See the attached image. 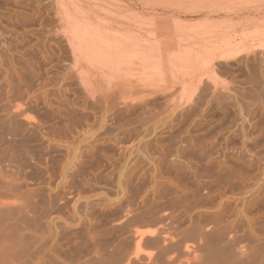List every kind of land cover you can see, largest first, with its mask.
Returning <instances> with one entry per match:
<instances>
[{
    "label": "rangeland",
    "instance_id": "374dc122",
    "mask_svg": "<svg viewBox=\"0 0 264 264\" xmlns=\"http://www.w3.org/2000/svg\"><path fill=\"white\" fill-rule=\"evenodd\" d=\"M56 1L55 0H8V1L0 0V15H1L0 16V23H1L0 24V51H1L0 54L2 55L5 53V51H7L8 53L13 54L14 58L15 59L17 58L19 60L18 62H21L22 64H24V68H26V66L27 68H29V70L26 71L27 74L25 75L26 81L24 83L26 84L24 85H26V87L24 86L21 89L22 90L21 94L23 90L25 89V91L23 92V97L25 96L24 100H22L23 98L19 97L18 94L10 93V97L8 98L9 99L8 102L10 103L8 104L13 103L14 105L11 104V106L9 107L11 108L16 105L15 108L13 107L14 109L12 108L11 110L22 108V110H25V113L29 115V117H31L30 119H33L32 120L33 122H35L34 120H36L35 123L39 122L38 124H42V123L46 124L44 119L47 118L45 119L46 122L50 121V123L52 122L51 124L53 123L57 124V126H59V129H61V132H62L61 136L48 137V138L44 137V139L42 137V139L40 138V141H39V138H37L38 143L36 141L37 139L30 142V146H31V143L33 146L34 143L36 142L38 147L40 146V144L43 145V142H44L45 146L43 145V147L45 148V151L47 148L46 153L48 154V156L46 158H48L47 159L48 161L47 160L46 161H47V168H50V169H48L49 172L47 173V175L48 174L49 175L46 176L47 177L46 182H49V183L48 184L45 183V185L42 186V188L46 189V190L43 189L44 195L45 194L46 195L45 196L42 195L44 197L41 196L39 200V204L43 202L40 205L41 206L40 209H42V212H40V209H39V212L40 214L45 213L44 217L45 216L46 217L42 218L41 215L43 214L39 215L42 218L40 219V225H41L40 227H42V223H43L45 225V226L43 225L44 227H42L44 229L41 228L43 232L45 230L48 231L49 229V231L55 234L56 233L58 234L56 235L58 237L57 243L59 245L58 244L57 245L59 247L56 246L57 247L56 249H58L56 250V253L59 251L57 253V256L59 257L60 261L62 260L61 262L62 263L64 262V264H83V262L85 264H97V263L101 264V257L105 259L109 258L111 254L113 255L115 254L114 252L117 251L116 254H118L119 256L121 254L122 257L134 253L133 255L137 254L138 258H140L141 261L143 260L144 262L145 261L147 262V260L151 258L152 263L156 262L159 258L158 253L153 254V252H155L156 250H154L149 244L145 242L141 243V246L137 249L134 243H132L129 240V236L131 235L132 231L135 228L139 229V231L141 230V232L145 231L144 233H148V231H152L151 230L152 228L147 227V224L152 219L150 217L152 199H153V202L159 201L157 199V194L159 192H164V193L167 192V194L168 193L172 194L173 192H177V194H179L177 197L183 196L184 194L189 195L188 201H185L184 204L173 203L175 204L176 212H177L175 214L177 216H181L179 217V221L182 218H185L183 215L184 214L183 210L185 208L187 209L189 207H192L191 205H194V204L196 205V203H198V206H199L198 210L202 212L203 217L201 216L199 219L202 225H205V223L207 224L208 214H210L211 212L215 213L217 211L221 212L224 209L227 210V211L224 210V212H229V217L231 216L229 218L230 220H232L231 218L233 217L234 222L242 221L241 218L243 219V221L246 220L248 212H251L254 214L258 213L259 216L256 215L257 217L251 214V217H254L255 219L258 218L257 220H258V223L260 224V225L257 224L255 228L253 229L256 230L255 233H259L261 235V238L263 237L262 242H264L263 240L264 239V210H263L264 206L262 205L264 204V165H263L264 164V94H263L264 92V0H232L233 4L235 5L231 4L230 8L232 9V12L229 13V16H223L222 14L210 16V19L211 18L215 19L214 20L215 25H216V22L222 21L223 17L233 18L234 21L236 22L240 19L241 22L239 21L237 23L243 24V27L246 26L241 29L245 30L247 28L246 30L247 35L244 38L245 40V43H243L244 47H241L242 49L240 51L238 50L240 53L238 51L237 52L235 51L236 53L233 52V54H231L232 57H230V55L226 57V59L229 57L228 60L221 58L222 60L221 59L215 60L216 62L215 61H212V62L202 61V63L198 65L191 64L189 66L188 64H186V66L184 65L182 67H179L174 63L177 62L176 58L184 54L183 52L184 47L187 46L185 49L190 48V47L192 48V46L197 43L196 41L197 37L196 35L194 36L193 34L194 33L198 34V33L192 32L193 34H191L190 32L192 30H190L191 28L189 26L193 25L192 24L193 22L195 24L198 20L202 21V19L204 20V18L206 19L207 17L206 16L204 17L203 14H198L200 17H198V15H190L188 17H183V13L181 12L173 15V18L177 16L178 20L183 21V23L186 22L185 26L190 28V29L188 28V30H190L189 33L191 35L188 33V30L186 31V27H184V29H182L181 30L182 32L180 33L183 35L185 34V36L188 37L187 41H185L182 45L176 47V48H179L177 49L179 52L175 50L176 49L175 48L174 50H172L173 53L170 52L171 53V54L169 53L170 55L167 54V56H165L164 60L166 62L171 60V63H173V66L171 67L167 66V69L165 70L166 72V77L164 80L166 81V83L164 82L165 86L163 85L164 87L162 86L161 90L156 94L149 93L145 97L143 96L144 97L143 99H140L141 98L140 96L134 99L128 98V101H127L125 100V98L127 97H123V100H124L123 101V100H120L119 98L122 95L118 97V93L116 92L117 89L116 90L113 89L116 86L115 87L114 85L111 86V84H114V82L112 81L109 88L110 87H113V88H112V91L110 90L111 88L110 89L108 88V93L110 92L111 94L115 90L114 92L115 96L113 98L114 93L111 94L110 95L111 97L110 96L108 97L109 101L107 100L108 101L107 103L105 101V104L103 102L104 100L102 101V98H101L102 96H100L97 88L96 90H94V92L96 91V93L94 94L92 93L91 95L88 94L89 96L86 95L83 91H81L82 89L80 88L82 87H80V84L77 82L78 80L76 79V76H75L76 69L74 70L73 68L74 66H71L73 65V63L68 62V61H71L70 60L71 56L68 55L70 51L64 50V47L66 46L65 39L69 35V32L65 29L66 23H65L64 18H63L64 19L63 21L62 16L63 17L66 16L64 13L65 8L69 9L73 7L74 0L73 2L72 0H60V1L56 0ZM77 1L75 0L76 4H77ZM121 1L123 3L126 2L124 0H121ZM121 1L119 3H122ZM218 1L223 2L222 0H218ZM59 4L61 5V8ZM65 5L66 7L64 8ZM57 7H59L62 10H60ZM55 8L57 10H55ZM141 8L143 9L144 7H140L139 12L142 10ZM143 10L145 12H149L148 10H145V9ZM57 11L59 12L60 16H58L59 14H56L58 13ZM234 11L236 12L234 13ZM17 12L20 15L17 14ZM2 13L4 15H2ZM17 15H19L18 18H20L18 20H17ZM151 15H154V14L151 13ZM155 15L157 16V14ZM57 16L60 18H58ZM168 16L171 17L172 14L169 13ZM14 17L17 21L14 19ZM22 17L23 19L25 18L26 20H23ZM245 17L247 18L246 21H245ZM3 22H6V23H3ZM20 22L24 24L23 25L19 24ZM59 22H60V25H58ZM61 23H63L62 26H64V28L63 27L60 28ZM173 23L174 22H172V25ZM131 27L133 28V25H131ZM210 27L212 26L200 27V32H202V30L205 28L203 32L204 33L206 32L205 34L209 33L207 34L209 35L207 38L210 37V34L213 35L212 31L214 30V28L210 32L207 31L208 29L209 30L211 29ZM63 29L65 30V34H64ZM198 29L199 28H197V31ZM56 30L58 32H61L63 30V33H58ZM175 30H176V27H175ZM183 30H185V32ZM215 31L216 33L214 34H217L219 32L218 29H215L213 32ZM43 32L45 34H43ZM203 32L199 33V35L203 34V36H205ZM31 35H33L34 37H32ZM48 35H51V36H48ZM61 35L62 37L64 36L63 39ZM191 36L192 38L194 36L196 39L194 38H193L194 40L190 39ZM25 38H26V41L28 40L27 42L30 43L29 47L31 46L30 47L31 49L29 47L27 48L28 46L27 42L26 44H24L25 41L23 40H25ZM30 39L31 41H29ZM20 40L24 43L20 42ZM49 42L51 43V45ZM1 43L3 45H1ZM191 44L193 45L191 46ZM21 45H23L22 47L23 49L21 48ZM55 45L57 47L58 45H60L59 48L62 50H60L59 48L57 49ZM61 46L63 48H61ZM181 46H182V50H181ZM30 51L32 53H30ZM58 51H59V54H58ZM177 52L179 53V56L177 55ZM174 54L175 56L177 55L176 57H174L175 59L173 58ZM234 54H236V56ZM181 56L179 58H181ZM179 58L178 60H180ZM21 60L22 61L24 60V61L22 62ZM12 65H14L15 67H13ZM12 65L11 66L14 68L13 70H16L17 68H19L18 67L19 65L17 63H14V64L12 63ZM2 67L3 66H1L0 69L4 68ZM260 71L262 72L261 74L259 73ZM116 80L115 82L117 83L119 82L120 84L121 80H118V81ZM74 82H77V83H74ZM1 91H3L4 95L8 94L4 90V88ZM12 94H14V96L17 98L15 97L13 98ZM43 94H46V97L45 95L43 96ZM95 94L96 96H93ZM28 95L30 96L32 95V96L30 97ZM90 96L92 97V99ZM95 97L101 100L98 102L97 99H95ZM15 99L16 100L18 99V100L16 101ZM19 104L20 105L22 104L23 106L21 105V108H19L20 106ZM32 107H34V110ZM37 108H40V109H37ZM67 112L69 113L67 114ZM91 113L94 114L95 117ZM99 115H101V117ZM37 117L38 118L40 117V118L38 119ZM60 117H62L63 119ZM97 117L100 119L103 117V120L102 119L100 120ZM87 118L89 119L88 121H87ZM62 120H65V121H62ZM64 123H66L65 125L68 127H66ZM62 130H64L65 133ZM96 137L99 138V140ZM41 140L43 142H41ZM37 146L36 144L34 145V147H37ZM55 150L56 151L58 150V151L56 152ZM77 157L79 160L77 159ZM232 158H233V161H232ZM60 167L61 168L63 167L62 168V170H64L63 173L60 171L61 169ZM186 171H190V172L187 173ZM212 171L214 172V174ZM215 172L217 175L215 174ZM227 172H229L230 174ZM30 173L34 175L32 176V178L36 177L35 176L36 174H34V172H29L30 178H31ZM60 173L62 174L60 175ZM231 173L234 175H232ZM193 174L196 178L193 176ZM64 175L67 177H65ZM223 175L224 176L226 175L227 177H224ZM128 177H130V179H128ZM117 180L118 181L120 180V181L118 182ZM140 180L141 182H139ZM172 181L174 182L172 183ZM182 181H183V185L181 183ZM195 181H197L198 183L197 182L195 183ZM159 182H162V183H159ZM130 183H132V185ZM251 183L252 184L254 183V185H252ZM238 184L243 187H240ZM40 187L41 186H39V188ZM198 188L200 190H198ZM163 189H165L166 191ZM202 189H205V190H202ZM171 190L173 192H170ZM183 191H184V194H183ZM211 193H214V194H211ZM229 193L230 195H227ZM249 193L250 194L252 193L251 194L252 196ZM243 194H244V197H243ZM47 195L50 198L51 202L53 203L52 204L53 209L51 210V214H47L49 213V211L46 209V204H44V202L46 203V201L49 199ZM241 195H242V198L240 197ZM245 195H249V196L246 197ZM53 196L55 198H53ZM236 196L239 198H237ZM207 197L209 199H207ZM89 202H91V205ZM189 202L191 203L190 206L188 205L190 204ZM258 202L262 206V208L261 206H259ZM85 203L87 204L88 207H86ZM251 203L252 204L254 203V204L252 205ZM43 204L45 206H43ZM42 206L45 207L46 211H44V208ZM170 206H171L170 208L173 209L174 205L172 206L171 204ZM253 206H255L256 209L258 208V211L252 212ZM70 209H71V213H69ZM166 209L168 208L163 209V211ZM114 210H117V211H114ZM84 215L86 219L84 218ZM68 219H70V221ZM93 219H96V220H93ZM56 221H57V224H56ZM173 226L178 227L176 223H173V225L170 227H173ZM166 228H167L166 230L168 231L164 233L165 235H169L168 233L173 232L172 231L173 229L169 228V226ZM170 229L172 232H170ZM244 233H246V235ZM244 233L239 231L235 235L237 237V238H234L236 240L235 243L238 244L239 242V244L242 245V242H243V245L248 244V246L255 248V243H252L251 239L249 240V238H252V236L249 234V231L247 230ZM95 239L97 242L95 241ZM86 240L88 241L86 242ZM222 242L220 241V243L218 242L215 244L216 247L221 248V249L216 248L215 249L216 251L214 250L215 257L221 256V255L225 256V253L226 255H228L229 253H232L236 250L235 248L237 247V245H235L234 243L230 244V243L224 242L226 244L223 245L221 244ZM217 244H220L221 246L220 245L217 246ZM193 245H191L193 249H196V245L195 246ZM233 245L236 246V247L235 246L233 247L234 250L231 247ZM224 246L228 248L227 251H226L227 248H224L222 250V247ZM92 249H94L95 253L93 252ZM261 249H262L261 254L263 255L264 245ZM220 250L222 251L220 252ZM193 251L189 255V258L188 257H181V259L178 258L179 260L177 259L178 261H175L176 262L175 264H197V263L203 264L205 260H207V257L205 256V254L207 253H205L204 251H202V253H200L199 251H194V252ZM218 251L219 253H217L218 255H216L215 253ZM197 253L199 255H197ZM203 254L205 256V260H204ZM84 255H85V258H84ZM152 255L155 257H153ZM86 256H87V259H86ZM97 256H100V257L97 258ZM192 257L197 258L195 259V262H194V258ZM257 258L259 259V257L255 256L254 260L251 259L252 261L250 260H249L250 262L248 261L249 263L248 262L246 263V260H243L242 264H251V263L261 264L262 262L260 261L258 262ZM261 258L260 260L263 261L262 264H264V255ZM158 261L160 262V259ZM159 262H156V263L158 264Z\"/></svg>",
    "mask_w": 264,
    "mask_h": 264
},
{
    "label": "bare ground",
    "instance_id": "6f19581e",
    "mask_svg": "<svg viewBox=\"0 0 264 264\" xmlns=\"http://www.w3.org/2000/svg\"><path fill=\"white\" fill-rule=\"evenodd\" d=\"M8 1V0H7ZM56 1V0H55ZM60 1V0H59ZM58 1V3H59ZM77 1V0H76ZM121 0H79L77 1V4L74 0L73 7L66 9L65 8V17L62 16V19H65V29L69 32V35L65 39L66 48L64 47V50L70 51L68 54L71 56L72 61H68L70 63H73L74 70L76 69V79L77 82L80 84V89L83 91L86 95H91L98 89V92L100 96H102V101L105 104L109 101L108 97L115 92L117 89L118 97L120 100H123V97L125 100L128 101V98L134 99L136 97H140V99H143L147 94H153L158 93L162 86L164 85V82L166 83L165 77L167 69V66L171 67L173 66V63H171V60L166 62L164 60L165 56L170 55L172 50H174L177 46L182 45L185 41H187L188 37L185 36V34H181V30L184 29L185 23L183 21L178 20V17L175 16L173 18V15L177 13H183V17H188L190 15H198L203 14L204 17L207 18L202 21H195L191 23L193 25H190L189 27H186V31L188 28L192 30L190 33L193 34L194 32H197L196 35L197 39L193 36L194 39H196L197 43L195 45L191 44L192 48H183L184 54L179 58V51L177 50V55L179 56L176 58V64L179 67L186 66L188 64L189 66L191 64H200L202 61H215L220 60L221 58L226 59L227 56L233 54V52L240 51L244 47L243 43H245L244 38L246 37V30H243L241 28L243 27V24L237 23L240 21V19L236 22L233 18L230 17H223L222 21L216 22V25L214 24V18L210 19V16L219 15L222 14L223 16H229V13L232 12V9L230 8L231 4H233L232 0H222L223 2H219L218 0H124L125 3H119ZM12 2V1H10ZM57 2V1H56ZM62 2V1H61ZM57 3V4H58ZM6 4V3H5ZM61 4V3H60ZM59 4L60 8L61 5ZM3 5V4H2ZM56 5V4H55ZM54 5V6H55ZM72 5V4H71ZM8 6V5H6ZM53 6V7H54ZM144 7L143 9L148 10L149 12H145L142 8V10L139 12V8ZM234 7V6H232ZM5 8V7H4ZM7 8V7H6ZM59 8V7H57ZM59 8V9H60ZM9 9V8H8ZM24 9V8H22ZM55 10H57L55 8ZM62 10V9H60ZM245 10V9H244ZM247 10V9H246ZM4 11V10H3ZM11 11V10H10ZM21 11V10H20ZM19 11V12H20ZM13 12V11H12ZM58 12V11H57ZM63 12V11H62ZM138 12V13H137ZM236 11H234L235 13ZM259 12V11H258ZM10 13V12H9ZM27 13V12H26ZM154 14V15H151ZM172 14V18L168 16V14ZM256 13V12H255ZM17 14H19L17 12ZM56 14H59L56 13ZM62 14V13H61ZM157 14V16L155 15ZM237 14V13H236ZM245 14V13H244ZM2 15H4L2 13ZM9 15V14H8ZM20 15V14H19ZM19 15H17V20ZM235 15V14H234ZM242 15V14H241ZM1 16V15H0ZM10 16V15H9ZM16 16V15H15ZM29 16V15H28ZM41 16V15H40ZM56 16V15H55ZM60 16V14L58 15ZM57 16V17H58ZM179 16V14H178ZM237 16V15H236ZM246 16V15H245ZM7 17V16H6ZM198 17H200L198 15ZM235 17V16H234ZM2 18V17H1ZM9 18V17H8ZM56 18V17H55ZM60 18V17H58ZM192 18V17H191ZM238 18V17H236ZM15 19V17H14ZM23 19V17H22ZM21 19V20H22ZM63 19V21H64ZM186 19V18H185ZM221 19V18H220ZM242 19V18H241ZM244 19V17H243ZM242 19V20H243ZM245 17V21H246ZM4 20V19H3ZM16 20V19H15ZM16 20V21H17ZM23 20H26L25 18ZM31 20V19H30ZM57 20V19H56ZM9 21V20H8ZM11 21V20H10ZM59 21V20H58ZM57 21V22H58ZM185 21V20H184ZM24 22V21H23ZM31 22V21H30ZM29 22V24H30ZM33 22V21H32ZM172 22L173 25H172ZM189 22V23H190ZM241 22V21H240ZM248 22V21H247ZM246 22V24H247ZM6 23V22H3ZM8 23V22H7ZM190 23V24H191ZM251 23V21H250ZM249 23V24H250ZM1 24V23H0ZM24 24V23H19ZM27 24V25H29ZM39 24V23H38ZM42 24V23H41ZM63 23H61L60 28H64L62 26ZM60 25V22L59 24ZM133 25V28L131 27ZM187 25V24H186ZM245 25V23H244ZM18 26V25H17ZM25 26V25H24ZM174 28H173V27ZM203 26H212L211 29L207 30L210 32L213 28L218 29L219 32L217 34L212 31L213 35L210 34V37L207 38L209 33L205 34L202 30L203 34L200 32V27ZM28 27V26H26ZM176 27V30H175ZM6 28V27H5ZM37 28V27H36ZM42 28V27H41ZM197 28L198 31H197ZM15 29V28H14ZM13 29V30H14ZM18 29V28H17ZM25 29V28H23ZM11 30V29H10ZM43 30V29H42ZM45 30V29H44ZM64 30V29H63ZM63 30L58 33H63ZM188 30V33L189 31ZM22 31V30H21ZM26 31V30H25ZM35 31V30H34ZM175 31V33H174ZM185 32V30H183ZM8 32V31H7ZM17 32V31H16ZM41 32V31H40ZM178 32V33H177ZM193 32V33H192ZM26 33V32H25ZM24 33V34H25ZM30 33V32H29ZM33 33V32H32ZM38 33V32H36ZM42 33V32H41ZM53 33V32H52ZM57 33V34H58ZM189 33V34H190ZM3 34V33H2ZM10 34V33H9ZM13 34V33H12ZM15 34V33H14ZM23 34V33H22ZM31 34V33H30ZM43 34H45L43 32ZM55 34V33H54ZM65 34V30H64ZM63 34V35H64ZM190 34V35H191ZM28 35V34H27ZM26 35V36H27ZM198 35V36H197ZM2 36V35H1ZM5 36V35H4ZM11 36V35H10ZM21 36V35H20ZM29 36V35H28ZM34 37L33 35H31ZM37 36V35H36ZM51 36V35H48ZM15 37V36H14ZM13 37V38H14ZM22 37V36H21ZM24 37V35H23ZM43 37V36H42ZM62 37V35H61ZM64 37V36H63ZM62 37V39H63ZM3 38V37H2ZM60 38V37H59ZM192 36L190 39H193ZM18 39V38H17ZM16 39V40H17ZM21 39V38H20ZM29 39V38H28ZM50 39V38H49ZM61 39V38H60ZM193 39V40H194ZM6 41V40H5ZM9 41V40H8ZM25 41L20 42L26 44V38ZM31 41V39L29 40ZM14 42V41H13ZM55 42V41H54ZM60 42V41H59ZM64 42V41H63ZM28 43V42H27ZM47 43V42H46ZM50 43V42H49ZM57 43V42H56ZM28 46L27 48L29 47ZM44 44V43H43ZM58 44V43H57ZM60 44V43H59ZM186 44V43H185ZM184 44V45H185ZM1 45H3L1 43ZM5 45V44H4ZM13 45V44H12ZM51 45V43H50ZM53 45V44H52ZM11 46V45H10ZM26 46V45H25ZM24 46V47H25ZM43 46V45H42ZM49 46V45H48ZM23 45H21V48ZM31 47V46H30ZM29 47V48H30ZM47 47V46H46ZM55 47H57L55 45ZM60 47L58 45L57 49ZM194 47V48H193ZM17 48V46H16ZM15 48V49H16ZM26 48V47H25ZM24 48V49H25ZM26 48V49H27ZM61 48H63L61 46ZM10 49V48H9ZM14 49V48H13ZM12 49V50H13ZM23 49V48H22ZM31 49V48H30ZM60 49V48H59ZM244 49V48H243ZM11 50V51H12ZM21 50V49H19ZM18 50V51H19ZM28 50V49H27ZM33 50V49H32ZM62 50V49H60ZM182 50V46H181ZM186 50V51H185ZM189 50V51H187ZM245 50V49H244ZM26 51V50H25ZM29 51V50H28ZM35 51V50H34ZM238 51V52H239ZM1 52V51H0ZM4 52V51H3ZM43 52V51H42ZM53 52V51H52ZM176 52V51H175ZM174 52V53H175ZM235 52V53H236ZM26 53V52H25ZM30 53H32L30 51ZM34 53V52H33ZM48 53V52H47ZM64 53V52H63ZM170 53V54H169ZM173 53V52H172ZM240 53V52H239ZM237 53V54H239ZM15 54V53H14ZM17 54V53H16ZM19 54V53H18ZM50 54V52H49ZM59 54V51H58ZM61 54V53H60ZM181 54V53H180ZM1 55V54H0ZM30 55V54H29ZM33 55V54H32ZM176 55V56H177ZM236 56V54H234ZM28 56V55H27ZM59 56V55H58ZM63 56V55H62ZM175 54L173 55V58L176 57ZM234 56V57H235ZM19 57V55H18ZM25 57V56H24ZM39 57V56H38ZM50 57V56H49ZM42 58V57H41ZM58 58V57H57ZM64 58V57H63ZM229 58V57H228ZM228 58L226 60H228ZM21 59V58H19ZM24 59V58H22ZM175 59V58H174ZM235 59V58H234ZM222 60V59H221ZM19 60L14 58L13 54L8 53L5 51L4 54L0 56V68L3 66V69H0V264H64L62 263L57 256L56 249L59 244L57 243V235L51 231L45 230L44 232L41 230L42 227L45 225L42 223V227H40V219H42L45 215V213L42 212L41 202L39 204V200L42 195H44V188H42L43 185L48 184L49 182H46V179L48 176L47 173L49 172L47 168V159L48 154L45 151V148L43 145L40 144V146H37L38 139L40 141V138L44 139V137H55V136H61L62 132L61 129H59V126L57 124L53 123L51 124L50 121H47L43 118L45 123L47 124H38L33 122V119H30L29 115L25 113V110H22L21 105L19 104V108L16 110H11L13 107L11 104H8V98L10 97V93L18 94L19 97L23 98V90L21 94L22 87H26V83H24L25 75L27 74L26 71L29 70V68H24V64L21 62H18ZM22 61V60H21ZM24 61V60H23ZM22 61V62H23ZM35 61V60H34ZM61 61V60H60ZM67 61V60H66ZM173 61V60H172ZM28 62V61H27ZM30 62V60H29ZM51 62V61H50ZM53 62V61H52ZM216 62V61H215ZM223 62V61H222ZM227 62V61H226ZM12 63H17L19 68L16 70H13L15 67L12 65ZM26 63V62H25ZM32 63V62H31ZM41 63V62H40ZM218 63V62H217ZM30 64V63H29ZM55 64V63H54ZM13 67H12V66ZM21 65V66H20ZM33 65V64H31ZM36 65V64H35ZM41 65V64H40ZM66 65V64H65ZM187 65V66H188ZM17 66V65H16ZM30 66V65H29ZM61 66V65H60ZM188 66V67H189ZM35 67V66H34ZM37 67V66H36ZM194 67V66H193ZM192 67V68H193ZM55 68V67H54ZM72 68V70H73ZM42 69V68H41ZM53 69V68H51ZM184 69V68H183ZM187 69V68H186ZM191 69V68H190ZM37 70V69H36ZM189 70V68H188ZM32 71V70H31ZM39 71V70H38ZM44 71V70H43ZM49 71V70H48ZM66 71V70H65ZM12 72V73H11ZM41 72V71H40ZM54 72V71H53ZM262 73L261 71L259 72ZM41 74V73H40ZM53 74V73H52ZM64 75V74H63ZM62 75V76H63ZM41 76V75H40ZM73 76V75H72ZM262 76V75H261ZM28 77V76H27ZM38 77V76H37ZM33 78V77H32ZM36 78V77H35ZM62 78V77H61ZM29 79V78H28ZM40 79V78H39ZM43 79V78H42ZM66 79V78H65ZM117 79V80H116ZM41 80V79H40ZM38 80V81H40ZM118 80L119 82H115ZM35 81V80H33ZM46 81V80H45ZM114 82V84H111V82ZM31 82V81H30ZM71 82V81H70ZM74 82V83H77ZM29 83V82H28ZM119 85H117V84ZM40 84V83H39ZM114 85L115 88L109 86ZM28 86V85H27ZM43 86V85H42ZM165 86V85H164ZM163 86V87H164ZM33 87V86H32ZM167 87V86H166ZM4 88V90L8 94H3V91H1ZM34 88V87H33ZM32 88V89H33ZM42 88V87H41ZM108 88L112 91V88L115 89L113 93H108ZM7 89V90H6ZM28 89V88H27ZM43 89V88H42ZM41 89V90H42ZM66 89V88H65ZM93 89V90H92ZM164 89V88H163ZM30 90V89H29ZM34 90V89H33ZM40 90V91H41ZM71 91V90H70ZM5 92V93H6ZM33 92V91H32ZM38 92V91H37ZM26 93V92H25ZM27 94V93H26ZM39 94V93H38ZM65 94V93H64ZM83 94V93H82ZM84 94V95H85ZM98 94V95H99ZM264 94V92H263ZM13 98L15 97L14 94ZM11 95V97H12ZM16 95V96H18ZM46 94H43V96ZM88 95V96H89ZM30 96V95H28ZM32 96V95H31ZM30 96V97H31ZM63 96V95H62ZM93 96H96L93 95ZM115 96V93L113 95V98ZM144 96V97H143ZM18 97V98H19ZM91 97V96H90ZM89 97V99H90ZM111 97V96H110ZM5 98V99H4ZM17 98V97H15ZM43 98V97H42ZM58 98V97H57ZM65 98V97H64ZM68 98V97H67ZM86 98V96H85ZM117 98V99H119ZM122 98V99H121ZM20 99V98H19ZM39 99V97H38ZM37 99V100H38ZM45 99V98H44ZM74 99V98H73ZM92 99V97H91ZM97 99V97H95ZM16 100V99H15ZM14 100V101H15ZM18 100V99H17ZM16 100V101H17ZM21 100V101H22ZM62 100V99H61ZM101 100V99H100ZM97 99V101H100ZM108 100V101H107ZM138 100V99H137ZM40 101V100H39ZM56 101V100H55ZM91 101V100H89ZM115 101V100H114ZM124 101V100H123ZM20 102V101H19ZM23 102V101H22ZM33 102V101H32ZM41 102V101H40ZM72 102V101H71ZM83 102V101H82ZM113 102V101H112ZM148 102V101H147ZM17 103V102H16ZM29 103V101H28ZM27 103V104H28ZM34 103V102H33ZM44 103V102H43ZM46 103V102H45ZM55 103V102H54ZM61 103V102H60ZM63 103V102H62ZM66 103V102H65ZM84 103V102H83ZM89 103V102H88ZM87 103V104H88ZM91 103V102H90ZM67 104V103H66ZM73 104V103H72ZM81 104V103H80ZM14 105V104H13ZM36 105V104H35ZM70 105V104H69ZM83 105V104H82ZM108 105V104H106ZM110 105V104H109ZM23 106V105H22ZM45 106V105H44ZM43 106V107H44ZM61 106V105H60ZM65 106V105H64ZM72 106V105H71ZM81 106V105H80ZM91 106V105H90ZM148 106V105H147ZM27 107V106H26ZM31 107V106H30ZM42 107V108H43ZM55 107V106H54ZM53 107V108H54ZM58 107V106H57ZM70 107V106H69ZM77 107V106H76ZM75 107V108H76ZM13 108V109H14ZM34 110V107H32ZM51 108V106H50ZM67 108V107H66ZM73 108V107H72ZM85 108V107H84ZM40 109V108H37ZM61 109V108H60ZM87 109V108H86ZM84 109V110H86ZM67 110V109H66ZM72 110V109H71ZM77 110V109H76ZM82 110V109H81ZM98 110V109H97ZM100 110V109H99ZM105 110V109H104ZM65 111V110H64ZM80 111V110H79ZM83 111V110H82ZM103 111V110H102ZM40 112V111H39ZM61 112V111H60ZM74 112V111H73ZM88 112V111H87ZM92 112V111H91ZM95 112V111H94ZM47 113V112H46ZM62 113V112H61ZM69 112H67L68 114ZM75 113V112H74ZM73 113V114H74ZM81 113V112H80ZM89 113V112H88ZM104 113V112H103ZM40 114V113H39ZM92 114V113H91ZM102 114V113H101ZM43 115V114H42ZM45 115V114H44ZM60 115V114H59ZM75 115V114H74ZM79 115V114H78ZM83 115V114H82ZM89 115V114H88ZM94 116V114H92ZM96 115V114H95ZM98 115V114H97ZM40 116V115H39ZM47 116V115H46ZM81 116V115H80ZM84 116V115H83ZM101 117V115H99ZM98 116V117H99ZM36 117V116H34ZM49 117V116H48ZM95 117V116H94ZM97 117V118H98ZM38 118V117H37ZM40 118V117H39ZM38 118V119H39ZM62 118V117H60ZM59 118V119H60ZM78 118V117H77ZM80 118V117H79ZM85 118V117H84ZM63 119V118H62ZM67 119V118H66ZM100 119V118H98ZM103 120V117L101 118ZM100 119V120H101ZM42 120V119H41ZM85 120V119H84ZM89 119L87 118V121ZM95 120V119H94ZM39 121V120H38ZM43 121V120H42ZM65 121V120H62ZM70 121V120H69ZM73 121V120H72ZM96 121V120H95ZM98 121V120H97ZM82 122V121H81ZM93 122V121H91ZM102 122V121H101ZM50 123V124H49ZM62 123V122H61ZM79 123V122H78ZM49 124V125H48ZM66 123H64L65 125ZM84 124V123H83ZM91 124V123H90ZM96 124V123H95ZM66 126V125H65ZM72 126V125H71ZM85 126V125H84ZM68 127V126H66ZM92 127V126H91ZM63 128V127H62ZM87 128V126H86ZM64 129V128H63ZM75 129V128H74ZM82 129V128H81ZM65 130V129H64ZM64 130H62L64 132ZM71 130V129H70ZM68 130V131H70ZM76 130V129H75ZM79 130V129H78ZM86 130V129H85ZM66 131V130H65ZM42 133V134H41ZM65 133V132H64ZM72 133V132H71ZM75 133V132H74ZM78 133V132H77ZM44 135V136H43ZM100 137V136H99ZM60 138V137H59ZM97 138V137H96ZM95 138V139H96ZM103 138V137H102ZM37 139V143L33 142L34 145L36 144L37 147H34V145L30 146V142ZM52 139V138H51ZM50 139V140H51ZM99 140V138H97ZM53 140V139H52ZM39 142V143H41ZM54 142V141H53ZM56 142V141H55ZM64 142V141H63ZM101 142V140H100ZM99 142V143H100ZM52 143V142H51ZM65 143V142H64ZM96 143V142H94ZM105 143V142H104ZM92 144V143H91ZM49 145V144H48ZM67 145V144H66ZM97 145V144H96ZM105 145V144H104ZM45 146V145H44ZM53 146V145H52ZM57 146V145H56ZM60 147V145H59ZM70 147V145H69ZM104 147V146H102ZM50 148V147H49ZM54 148V147H53ZM64 148V147H63ZM73 148V147H71ZM87 148V147H86ZM52 149V148H51ZM49 150V149H48ZM74 150V149H73ZM76 150V149H75ZM102 150V149H101ZM104 150V148H103ZM56 151V150H55ZM58 151V150H57ZM56 151V152H57ZM64 151V150H62ZM70 151V150H69ZM88 151V150H87ZM96 151V150H95ZM104 152V151H103ZM38 153V154H36ZM55 153V152H54ZM72 153V151H71ZM62 154V153H61ZM59 154V155H61ZM77 154V153H76ZM51 155V153H50ZM57 155V154H56ZM55 155V156H56ZM64 155V154H63ZM62 155V156H63ZM71 155V154H69ZM81 155V154H80ZM52 157V156H51ZM75 157V156H74ZM79 157V156H78ZM77 157V159H78ZM46 158V159H45ZM67 158V157H66ZM70 158V157H69ZM68 158V159H69ZM76 158V157H75ZM80 158V157H79ZM84 158V157H83ZM234 158V157H233ZM232 158V161H233ZM51 159V158H50ZM235 159V158H234ZM47 160V161H46ZM61 160V159H60ZM59 160V161H60ZM79 160V159H78ZM43 161V162H42ZM50 161V160H49ZM76 161V159H75ZM55 162V161H54ZM57 162V161H56ZM66 162V161H65ZM231 162V160H230ZM235 162V161H234ZM64 163V162H63ZM84 163V162H83ZM178 163V162H177ZM215 163V162H214ZM217 163V162H216ZM240 163V162H239ZM49 164V162H48ZM53 164V163H52ZM162 164V163H161ZM164 164V163H163ZM170 164V163H169ZM228 164V163H227ZM232 164V163H231ZM234 164V163H233ZM64 165V164H62ZM60 165V166H62ZM75 165V164H74ZM167 165V164H166ZM175 165V164H174ZM211 165V164H209ZM264 165V164H263ZM53 166V165H52ZM51 166V167H52ZM57 166V165H55ZM79 166V165H78ZM103 166V165H102ZM161 166V165H160ZM54 167V166H53ZM74 167V166H73ZM166 167V166H165ZM169 167V166H168ZM175 167V166H174ZM187 167V166H185ZM216 167V166H215ZM220 167V166H219ZM230 167V166H229ZM247 167V166H245ZM57 168V167H56ZM61 168V167H60ZM63 168V167H62ZM60 169V171L63 173L64 170ZM78 168V167H77ZM177 168V167H176ZM205 168V167H204ZM228 168V167H227ZM249 168V167H248ZM59 169V167H58ZM80 169V168H79ZM163 169V168H162ZM166 169V168H165ZM181 169V167H180ZM183 169V168H182ZM225 169V168H224ZM229 169V168H228ZM240 169V168H239ZM28 170V171H26ZM88 170V169H87ZM168 170V169H167ZM186 170V168H185ZM214 170V169H213ZM238 170V169H236ZM248 170V169H247ZM58 171V170H57ZM56 171V172H57ZM161 171V170H160ZM172 171V170H171ZM183 171V170H182ZM209 171V170H208ZM215 171V170H214ZM229 171V170H228ZM29 172H34L36 174L34 178L33 174L30 173L31 178L29 176ZM53 172V171H52ZM55 172V171H54ZM189 173L190 171H186ZM213 172V171H212ZM217 172V171H216ZM215 172V174H216ZM235 172V171H234ZM60 173V175L62 174ZM174 173V172H173ZM181 173V172H180ZM185 173V172H184ZM223 173V172H221ZM229 173V172H227ZM241 173V172H240ZM46 174V175H45ZM59 174V173H58ZM205 174V173H204ZM203 174V175H204ZM207 174V173H206ZM209 174V173H208ZM214 174V172H213ZM230 174V173H229ZM232 174V173H231ZM239 174V173H238ZM250 174V173H249ZM248 174V175H249ZM55 175V174H54ZM59 175V176H60ZM177 175V174H176ZM175 175V176H176ZM183 175V174H181ZM188 175V174H187ZM217 175V174H216ZM234 175V174H232ZM244 175V173H243ZM29 176V177H28ZM46 178H45V177ZM65 176V175H64ZM169 176V175H168ZM194 176V174H193ZM213 176V175H212ZM224 176V175H223ZM55 177V176H54ZM67 177V176H65ZM69 177V176H68ZM72 177V176H71ZM127 177V176H126ZM142 177V176H141ZM181 177V176H180ZM195 177V176H194ZM224 177H227L226 175ZM245 177V176H244ZM248 177V176H247ZM56 178V177H55ZM74 178V177H73ZM119 178V177H118ZM140 178V177H138ZM148 178V177H147ZM173 178V177H172ZM176 178V177H175ZM196 178V177H195ZM207 178V177H206ZM211 178V177H209ZM234 178V177H233ZM232 178V179H233ZM238 178V177H237ZM57 179V178H56ZM65 179V178H64ZM70 179V178H69ZM127 179V178H126ZM130 179V177H128ZM127 179V180H128ZM137 179V177H136ZM161 179V178H160ZM166 179V177H165ZM170 179V178H169ZM183 179V178H181ZM216 179V178H215ZM214 179V181H215ZM249 179V178H248ZM49 180V179H48ZM71 180V179H70ZM73 180V179H72ZM123 180V179H122ZM157 180V179H156ZM168 180V179H167ZM180 180V179H179ZM189 180V179H188ZM191 180V179H190ZM197 180V179H196ZM207 180V179H206ZM224 180V179H223ZM227 180V179H226ZM231 180V179H230ZM236 180V179H235ZM234 180V181H235ZM57 181V180H56ZM118 181V180H117ZM120 181V180H119ZM118 181V182H119ZM131 181V180H130ZM177 181V180H176ZM184 181V180H183ZM183 181L181 182L183 185ZM213 181V182H214ZM220 181V180H219ZM53 182V181H51ZM63 182V181H62ZM125 182V181H124ZM141 182V180L139 181ZM158 182V181H157ZM167 182V181H166ZM169 182V181H168ZM174 181H172L173 183ZM178 182V181H177ZM197 181H195L196 183ZM205 182V181H204ZM217 182V181H216ZM225 182V181H224ZM223 182V183H224ZM236 182V181H235ZM234 182V183H235ZM239 182V180H238ZM245 182V181H244ZM68 183V182H67ZM83 183V182H82ZM143 183V181H142ZM162 183V182H159ZM198 183V182H197ZM212 183V182H211ZM222 183V184H223ZM226 183V182H225ZM229 183V182H228ZM250 183V182H249ZM63 184V183H62ZM132 185V183H130ZM151 184V183H150ZM168 184V183H167ZM192 184V182H191ZM203 184V183H202ZM217 184V183H216ZM227 184V183H226ZM252 184V183H251ZM52 185V184H51ZM56 185V184H55ZM125 185V184H123ZM137 185V183H136ZM144 185V184H143ZM142 185V186H143ZM161 185V184H159ZM164 185V184H163ZM174 185V184H173ZM177 185V184H175ZM181 185V187H182ZM205 185V183H204ZM207 185V184H206ZM219 185V184H218ZM236 185V184H235ZM239 185V184H238ZM243 185V184H242ZM247 185V184H246ZM254 185V183L252 184ZM39 186H41L39 188ZM48 186V185H47ZM67 186V185H66ZM135 186V185H134ZM186 186V185H184ZM190 186V185H189ZM195 186V185H194ZM210 186V185H209ZM216 186V185H215ZM223 186V185H222ZM240 186V185H239ZM238 186V187H239ZM249 186V184H248ZM77 187V186H76ZM141 187V185H140ZM139 187V188H140ZM144 187V186H143ZM198 187V185H197ZM204 187V186H203ZM202 187V188H203ZM217 187V186H216ZM215 187V188H216ZM232 187V186H231ZM243 187V186H240ZM246 187V186H245ZM49 188V187H48ZM47 188V189H48ZM126 188V187H125ZM131 188V187H130ZM152 188V187H151ZM164 188V187H163ZM166 188V187H165ZM173 188V187H172ZM171 188V189H172ZM207 188V187H205ZM224 188V187H223ZM247 188V187H246ZM253 188V187H252ZM44 189V190H43ZM59 189V188H58ZM121 189V188H120ZM141 189V188H140ZM150 189V187H149ZM170 189V188H169ZM174 189V188H173ZM217 189V188H216ZM231 189V188H230ZM229 189V190H230ZM242 189V188H241ZM80 190V188H79ZM142 190V189H141ZM165 190V189H163ZM162 190V191H163ZM176 190V188H175ZM198 190H200L198 188ZM205 190V189H202ZM201 190V191H202ZM215 190V189H214ZM219 190V189H218ZM225 190V189H224ZM223 190V191H224ZM248 190V189H247ZM51 191V190H50ZM55 191V190H54ZM60 191V190H59ZM125 191V190H124ZM123 191V192H124ZM138 191V190H137ZM144 191V190H143ZM166 191V190H165ZM196 191V190H195ZM212 191V190H211ZM221 191V190H220ZM238 191V190H237ZM236 191V192H237ZM47 192V191H46ZM141 192V191H140ZM170 192H173L172 190ZM214 192V191H213ZM233 192V191H232ZM231 192V193H232ZM246 192V190H245ZM58 193V192H57ZM61 193V192H60ZM76 193V192H75ZM193 193V192H192ZM201 193V192H200ZM207 193V192H206ZM209 193V192H208ZM78 194V193H77ZM146 194V192H145ZM151 194V193H150ZM184 194V191H183ZM194 194V193H193ZM196 194V193H195ZM205 194V193H204ZM214 194V193H211ZM225 194V193H224ZM236 194V193H235ZM242 194V193H241ZM248 194V192H247ZM250 194V193H249ZM252 194V193H251ZM250 194V195H251ZM255 194V193H254ZM46 195V194H45ZM44 195V196H45ZM62 195V194H61ZM179 194L177 192H173L172 194H167L164 192H159L157 194V199L159 201L153 202L152 199V206H151V220L147 224V227H151L152 231H148V233H144L139 229H134L129 236V240L134 243L135 247L138 249L141 246V243L145 242L149 244L154 250H156L154 253H158V260L160 259V262L155 260L156 262H159L160 264H175V261H178L181 257H188L192 253V251H199L202 253L204 251L205 256L207 257V260H204L205 262L203 264H242L243 260H246V263L251 259L254 260V257H259L258 262H262V247L263 243L261 235L259 233H255L256 230L255 226L258 223V218L251 217V214L254 216L258 215L248 212L246 220L243 221H235L233 220V217L230 220L229 218V212H224L222 210L221 212H211L208 214V222L205 225L201 224V221L199 220L202 216V212L198 210L199 206L198 203L196 205H191L192 207L185 208L184 211V217L179 221V217L175 213L176 207L173 203H182L184 204L185 201H188V194H184L183 196L177 197ZM226 195V194H225ZM227 195H230L227 194ZM42 196V197H44ZM52 196V194H51ZM118 196V195H117ZM139 196V195H138ZM143 196V195H142ZM147 196V195H146ZM150 196V195H149ZM193 196V195H192ZM196 196V195H195ZM232 196V195H231ZM239 196V194H238ZM246 197L249 195H245ZM252 196V195H251ZM261 196V195H260ZM263 196V195H262ZM48 197V195H47ZM221 197V196H220ZM219 197V198H220ZM229 197V196H228ZM227 197V199H228ZM237 197V196H236ZM242 198V195L240 196ZM244 197V194H243ZM49 198V197H48ZM52 198V197H51ZM53 198H55L53 196ZM60 198V197H59ZM121 198V197H120ZM192 198V197H190ZM199 198V197H197ZM239 198V197H237ZM262 198V197H261ZM207 199H209L207 197ZM213 199V198H212ZM226 199V198H224ZM231 199V198H230ZM233 199V198H232ZM53 200V199H52ZM119 200V199H118ZM130 200V199H129ZM156 200V199H155ZM204 200V199H203ZM211 200V199H210ZM236 200V199H235ZM252 200V199H251ZM260 200V199H259ZM258 200V201H259ZM99 201V200H98ZM137 201V199H136ZM226 201V200H225ZM244 201V200H243ZM241 201V202H243ZM263 201V200H262ZM118 202V201H117ZM141 202V201H140ZM239 202V201H238ZM250 202V201H249ZM253 202V201H251ZM91 205V202H89ZM205 203V202H203ZM209 203V201H208ZM213 203V202H212ZM227 203V202H226ZM236 203V202H235ZM248 203V202H246ZM245 203V204H246ZM46 209L49 211L47 214H51V210L53 209L52 202L50 198L46 201ZM43 204V206H45ZM56 204V203H54ZM76 204V203H75ZM86 204V203H85ZM116 204V203H115ZM172 204L173 209H171L170 205ZM220 204V203H219ZM223 204V203H222ZM242 204V203H241ZM244 204V203H243ZM252 204V203H251ZM254 204V203H253ZM252 204V205H253ZM259 204V202H258ZM257 204V205H258ZM262 204V203H261ZM59 205V204H58ZM84 205V203H83ZM82 205V206H83ZM119 205V204H118ZM128 205V204H127ZM145 205V204H144ZM187 205V206H188ZM206 205V204H205ZM225 205V204H224ZM264 206V204H262ZM42 206V207H43ZM76 206V205H75ZM81 206V205H80ZM143 206V205H142ZM179 206V205H178ZM194 206V207H193ZM202 206V205H201ZM259 206H261L259 204ZM86 207L87 204H86ZM163 207V208H162ZM203 207V206H202ZM224 207V206H223ZM226 207V206H225ZM229 207V206H228ZM234 207V206H233ZM241 207V206H240ZM44 211L45 210V207ZM72 208V207H71ZM128 208V207H127ZM138 208V207H137ZM143 208V207H142ZM168 208L163 211V209ZM211 208V207H210ZM231 208V207H230ZM244 208V207H242ZM246 208V207H245ZM262 208V206H261ZM40 209V212H39ZM73 209V208H72ZM89 209V208H88ZM93 209V208H92ZM144 209V208H143ZM212 209V208H211ZM233 209V208H232ZM241 209V208H240ZM251 209V208H249ZM55 210V209H54ZM162 210V212H161ZM202 210V209H201ZM213 210V209H212ZM221 210V209H220ZM260 210V209H259ZM264 210V209H263ZM85 211V210H84ZM117 211V210H114ZM124 211V210H123ZM141 211V210H140ZM179 211V210H178ZM211 211V210H210ZM227 211V210H225ZM240 211V210H239ZM242 211V210H241ZM258 211V208L256 209L255 206H253L252 212ZM261 211V210H260ZM69 212V211H68ZM87 212V211H86ZM112 212V210H111ZM126 212V211H125ZM71 213V209L70 212ZM83 213V212H82ZM94 213V212H93ZM128 213V212H127ZM126 213V214H127ZM130 213V212H129ZM138 213V212H137ZM209 213V211H208ZM228 213V215H227ZM233 213V212H232ZM73 214V213H72ZM125 214V213H124ZM123 214V215H124ZM135 214V213H134ZM140 214V213H139ZM138 214V215H139ZM41 215V216H39ZM63 215V214H61ZM115 215V214H114ZM136 215V214H135ZM204 215V214H203ZM241 215V214H240ZM48 216V215H47ZM59 216V215H58ZM68 216V215H67ZM72 216V215H71ZM88 216V215H87ZM125 216V215H124ZM128 216V215H127ZM133 216V214H132ZM131 216V217H132ZM234 216V215H232ZM244 216V215H242ZM259 216V215H258ZM46 217V216H45ZM44 217V218H45ZM61 217V216H60ZM75 217V216H74ZM93 217V216H92ZM138 217V216H137ZM203 217V216H202ZM236 217V216H235ZM257 217V216H256ZM48 218V217H47ZM46 218V219H47ZM67 218V217H66ZM85 218V215H84ZM83 218V219H84ZM120 218V217H118ZM128 218V217H127ZM207 218V217H206ZM86 219V218H85ZM202 219V218H201ZM44 220V219H43ZM59 220V219H58ZM65 220V219H64ZM67 220V219H66ZM70 221V219H68ZM96 220V219H93ZM126 220V219H125ZM142 220V219H141ZM237 220V219H235ZM260 220V219H259ZM67 221V222H69ZM111 221V220H110ZM95 222V221H94ZM203 222V221H202ZM51 223V222H50ZM55 223V221H54ZM71 223V222H69ZM147 223V222H146ZM173 223H176L178 227H170L173 225ZM263 223V221H262ZM57 224V221H56ZM73 224V223H72ZM133 224V223H132ZM44 225V226H43ZM47 225V224H46ZM64 225V224H63ZM66 225V223H65ZM75 225V224H74ZM93 225V224H91ZM113 225V224H112ZM120 225V224H119ZM260 225V224H259ZM258 225V226H259ZM56 226V225H55ZM68 226V225H67ZM140 226V225H139ZM172 228L173 232L170 229L169 235H165L166 230L168 227ZM49 227V225H48ZM52 227V226H51ZM59 227V226H57ZM138 227V226H137ZM184 227V228H183ZM54 228V227H53ZM64 228V227H63ZM73 228V227H72ZM90 228V227H89ZM259 228V227H258ZM257 228V229H258ZM44 229V228H42ZM47 229V228H46ZM87 229V228H86ZM105 229V228H104ZM113 229V228H112ZM111 229V230H112ZM126 229V228H125ZM147 229V228H146ZM93 230V228H92ZM143 230V229H142ZM249 231V234L252 236L251 239L252 243H255V248L248 246V244H244L242 242V245L236 244V240L234 238H237L235 235L241 231L242 233ZM262 230V229H260ZM58 231V230H57ZM89 231V229H88ZM107 231V230H106ZM94 232V230H93ZM73 233V232H72ZM76 233V232H75ZM83 233V232H82ZM261 233V232H260ZM69 234V233H68ZM87 234V233H86ZM89 234V232H88ZM130 234V232H129ZM246 235V233H244ZM262 234V233H261ZM70 235V234H69ZM77 235V234H76ZM82 235V234H81ZM93 235V234H92ZM100 235V234H99ZM102 235V234H101ZM107 235V234H106ZM116 235V234H115ZM60 236V235H59ZM263 236V235H262ZM70 237V236H69ZM95 237V236H94ZM105 237V236H104ZM123 237V236H122ZM248 237V236H247ZM97 238V237H96ZM81 239V238H80ZM85 239V237H84ZM83 239V240H84ZM87 239V238H86ZM89 239V238H88ZM94 239V238H93ZM215 239V240H214ZM119 240V239H118ZM264 240V239H263ZM82 241V240H81ZM88 240H86L87 242ZM91 241V240H90ZM96 241V239H95ZM226 244V243H234L237 245L231 246L232 249L235 246L236 250L232 253H229L225 256H217L214 255V250L216 248L221 249L220 247H216V243ZM59 242V241H58ZM61 242V241H60ZM93 242V241H92ZM97 242V241H96ZM191 242V243H190ZM226 242V243H224ZM62 243V242H61ZM84 243V242H83ZM247 243V242H246ZM250 243V242H248ZM58 244V245H57ZM67 244V243H66ZM80 244V243H79ZM95 244V243H94ZM114 244V243H113ZM116 244V243H115ZM190 244V245H189ZM194 244V245H193ZM229 244V245H230ZM64 245V244H63ZM81 245V244H80ZM84 245V244H83ZM91 245V244H90ZM93 245V244H92ZM196 245V249H193L191 246ZM220 244H217V246ZM251 245V244H250ZM96 246V245H95ZM221 246V245H220ZM228 246V245H227ZM252 246V245H251ZM59 247V246H58ZM105 247V246H104ZM109 247V246H108ZM65 248V247H64ZM62 248V249H64ZM94 248V247H93ZM132 248V247H131ZM195 248V247H194ZM224 248H227L226 246L222 247V250ZM96 249V248H95ZM127 249V248H126ZM193 249V250H192ZM91 250V249H90ZM94 252V249H92ZM108 250V249H106ZM220 250V252L222 251ZM228 248L226 249V251ZM234 250V249H233ZM64 251V250H63ZM67 251V250H66ZM88 251V250H87ZM110 251V250H109ZM193 251V252H194ZM216 251V250H215ZM225 251V250H224ZM230 251V250H229ZM69 252V250H68ZM90 252V251H89ZM117 252V251H116ZM111 254L109 258H103L101 257V264H154L156 262L152 263L151 260L148 259L147 262L141 261L140 258H138V255L135 254H129L127 256H120L118 254ZM138 252V251H137ZM198 252V253H199ZM67 253V252H66ZM65 253V254H66ZM91 253V252H90ZM95 253V252H94ZM197 253V255H199ZM216 252L215 254L218 255ZM228 253V252H227ZM80 254V253H79ZM84 254V253H83ZM93 254V253H92ZM103 254V253H102ZM101 254V255H102ZM152 254V253H151ZM222 254V253H221ZM99 255V254H98ZM220 255V254H219ZM67 256V255H66ZM103 256V255H102ZM153 256V255H152ZM157 256V255H156ZM214 256V257H213ZM63 257V256H62ZM61 257V258H62ZM93 257V256H92ZM100 256H97V258ZM155 257V256H153ZM152 257V259H153ZM191 257V256H190ZM196 257V256H195ZM201 257V256H200ZM85 258V255H84ZM194 258V257H192ZM261 258V260H260ZM67 259V258H66ZM87 259V256H86ZM178 259V260H177ZM194 258V262H195ZM203 259V258H202ZM64 260V259H63ZM65 261V260H64ZM67 261V260H66ZM198 261V260H197ZM249 261V262H250ZM83 262V261H82ZM245 262V261H244ZM248 262V263H249ZM158 263V264H159ZM261 263V264H262ZM83 264H85L83 262ZM98 264V263H97ZM157 264V263H156ZM198 264V263H197ZM252 264V263H251ZM259 264V263H258Z\"/></svg>",
    "mask_w": 264,
    "mask_h": 264
}]
</instances>
